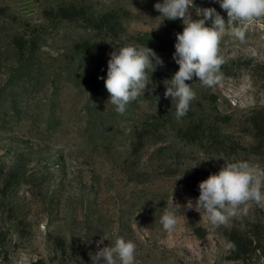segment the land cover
Here are the masks:
<instances>
[{
  "label": "rangeland",
  "instance_id": "1",
  "mask_svg": "<svg viewBox=\"0 0 264 264\" xmlns=\"http://www.w3.org/2000/svg\"><path fill=\"white\" fill-rule=\"evenodd\" d=\"M157 2L0 0V264H92L101 235L132 240L136 264H264L255 204L219 226L183 209L174 231L159 223L172 196L195 203L224 160L264 167V18L242 40L223 36L221 81H186L196 98L178 121L164 81L183 24L154 29ZM194 3L227 19L216 0ZM126 44L163 65L119 113L101 77Z\"/></svg>",
  "mask_w": 264,
  "mask_h": 264
},
{
  "label": "clouds",
  "instance_id": "2",
  "mask_svg": "<svg viewBox=\"0 0 264 264\" xmlns=\"http://www.w3.org/2000/svg\"><path fill=\"white\" fill-rule=\"evenodd\" d=\"M216 2L226 12L227 19L213 7H197L194 0H163L154 5L161 18L154 29L159 28L165 20L179 19L183 24V31L176 33L172 57L179 68L171 79L164 81V97L176 101L175 117L178 121L186 115L191 102L196 98L192 84L186 81L195 77L205 87H214L221 81L220 70L224 60L219 54V45L223 36L229 33L242 40L245 35L244 26L264 18V0ZM192 9L198 19L192 18ZM157 65L162 66L163 61L147 45L126 44L115 47L107 62L106 78L101 77L109 93L108 102L119 113H123L128 103L144 95L152 83L151 74ZM253 204L264 208V167L244 161L224 160L217 173L210 174L199 183V196L195 203L189 199L181 205L172 196L171 203L164 207L159 223L164 231H174L180 217L185 218L183 209L203 214L212 226H219L232 217L246 214ZM105 240H109L110 244L101 247ZM96 248L94 254L89 253L92 264H136V244L132 240L117 236L113 242L101 235L96 241Z\"/></svg>",
  "mask_w": 264,
  "mask_h": 264
}]
</instances>
